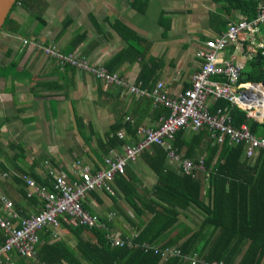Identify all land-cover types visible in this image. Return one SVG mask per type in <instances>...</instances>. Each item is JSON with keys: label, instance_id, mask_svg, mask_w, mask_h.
Instances as JSON below:
<instances>
[{"label": "crops", "instance_id": "crops-1", "mask_svg": "<svg viewBox=\"0 0 264 264\" xmlns=\"http://www.w3.org/2000/svg\"><path fill=\"white\" fill-rule=\"evenodd\" d=\"M92 10L87 12L88 23H81V20L76 22L72 17L71 32L67 30L70 24L64 28L62 22V31L54 37V41L43 37L39 33L41 29L38 30V39L42 42H54L62 53L68 54L76 36L84 32L85 37L70 53L82 52L92 65L100 64L104 67L102 63L125 44V41L110 28L108 21H105L106 18L109 21L119 18L147 40L149 51L145 55L144 62H150L149 58L153 59L151 64L153 66L155 60L156 67L151 87L161 82L169 97L190 87L191 76L201 65L197 53L204 41L223 33L229 22L245 18L237 10H225L221 4L212 0H149L145 13L132 9L128 0L121 2L116 0L114 5L108 4L103 7L104 12L103 10L97 12L101 16L100 20L95 17L101 28L98 30L88 16ZM12 13V18L19 22L15 17L18 12ZM161 14L164 15V23L169 26L165 30L158 23ZM220 18L229 20L224 28L217 22ZM19 24L22 29L24 23L19 22ZM66 33L69 34L67 38H65ZM34 34L35 32L32 31V34L18 35L20 39L16 38L15 45L8 43L7 48H12L17 55L21 54V57L16 69L17 73L13 70L9 75L0 76V193L11 200L13 205L8 211L0 199V217L8 219L15 227L20 226L23 218L39 213L43 206L40 196L34 187L28 185L26 179H31L36 186L43 187L47 191V186L36 182L35 179L43 180L49 175L52 178L49 177L48 181L53 184L51 172L64 173L69 181L80 182L83 170L87 169L90 173H94L104 167L106 157L121 155L125 145L136 143L140 139L137 134L139 126L158 128L170 113L168 107L155 102L149 94L131 93L125 86L101 80L91 70L81 69L68 63L61 65L50 56H45L31 42L35 38ZM23 39L29 40L28 43L23 45ZM5 50L6 48L0 51L2 66L11 60L10 56L4 55ZM248 52V48L240 51V48H236L234 44H229L222 57L228 61L241 63L242 70L246 61L254 56L248 57ZM151 64L148 63L150 66ZM139 69V62L134 61L132 64L125 62L117 72L128 85H136L150 91L148 89L151 87L143 86L141 81H136ZM262 89L264 91V88ZM218 99L225 100L231 106L237 105L223 97L216 99L210 97L207 99V109L211 114H225L232 127L247 126L246 123L235 126L226 107L210 111V107L213 108ZM238 107L245 110L248 117L259 122L263 121L264 112L262 117H258L260 112L253 113L256 107H252L250 111ZM201 128L208 133L204 142L217 146L224 143L242 144L243 156L249 160H253L260 150L264 151V148H256L252 155H248L247 144L244 141L235 142L227 134L220 135L207 125ZM181 129L190 131L200 128ZM114 130H117L116 135L124 143L110 148L107 145L108 137L112 136ZM120 132L121 136H119ZM252 134L264 137V135ZM219 135L221 140L218 138ZM173 138L167 139L164 145L155 144L166 150V168L179 174L200 177L202 192L205 193L209 186L210 175L204 164L205 152H199L195 160L184 158L182 154L174 151L171 145ZM150 148L151 146L146 150ZM143 152L134 161L127 162L123 174L114 175L113 194L104 190H91L82 199L84 209L98 216V227H105V222L109 224L110 238L133 236L137 224L141 223V220L131 213L133 210L125 201L116 178L120 179V176H123L132 183L131 186L150 190L156 182L157 175L142 157ZM184 160L190 162L188 168H184ZM146 179H150V185L146 184ZM192 212L191 206L181 212V217L190 218ZM183 221L193 226L192 221L185 219ZM66 224L64 218L60 220L54 233L57 237L66 238L73 245L75 240ZM43 232L44 230L39 231L41 239ZM6 238L7 232L2 229L0 246ZM192 253L199 255L197 252ZM199 257L202 258L200 255ZM1 264L44 263H41L36 255L25 256L12 249L3 255Z\"/></svg>", "mask_w": 264, "mask_h": 264}, {"label": "trees", "instance_id": "trees-1", "mask_svg": "<svg viewBox=\"0 0 264 264\" xmlns=\"http://www.w3.org/2000/svg\"><path fill=\"white\" fill-rule=\"evenodd\" d=\"M212 1L221 4L225 10L235 9L250 20L256 14L259 0ZM128 3L135 11L145 13L149 0H128ZM46 4L41 0H15L0 31L21 35V25L11 16L17 8L29 11L31 17L43 27L46 19L42 16V9ZM162 15L158 23L165 30L169 26L164 23L165 18ZM88 16L93 25L100 30L96 18L91 13ZM105 21H108L110 28L125 41V44L102 63L104 67L107 71L121 76L117 69L123 63L132 64L137 61L140 69L136 81H141L143 86L151 87L156 67L155 60L153 66L151 64L153 59L149 58L150 62H144L149 51L147 40L119 18L112 21L106 18ZM228 21L225 18L217 19L222 28ZM71 22L72 17L67 16L63 21V27L66 28ZM40 28L38 27L34 34L33 40L36 42H42L37 37ZM84 37V32L78 34L68 52H72ZM42 43L48 44L47 41ZM16 53L12 48H6L4 55L10 56L11 60L4 66L0 60V76L9 75L13 70L17 73L21 54ZM79 54L86 58L84 53ZM239 81L264 84V54L261 50L246 61L240 72ZM151 89L152 87L148 90ZM219 107H226L229 110L235 126L246 123L252 133L264 135V119L259 122L248 117L245 110H241L237 105L231 106L223 99L216 100L210 111H215ZM116 131L114 130L112 136L108 137L107 145L110 148L124 143L118 138ZM207 134L202 128L190 131L180 129L171 140L174 151L182 154L184 158L195 160L199 152H205L204 164L210 174L209 186L205 193L202 192L200 177H191L189 174H179L167 169L166 150L155 144L151 145L150 150L142 153L146 163L157 175L156 182L150 190L131 186L132 183L123 176L119 175L120 179L116 178L125 201L132 208L135 217L141 220L135 228V235H129L137 246L111 245L108 223L105 222V227L91 228L81 224L71 225L64 213L58 215V222L64 218L75 243L72 245L66 238L57 237L51 227L44 226L39 230H44L42 239L39 238V231L37 232L38 240L34 244V255L44 264H189L178 256L162 259L160 253H154L153 250L145 251L142 244L148 243L158 248L176 247L186 255L197 252L203 259L202 263L197 264H211L212 261H221V264H264V151L260 150L253 160H249L243 156L242 144L211 145L207 141L204 142ZM49 177L51 176L35 180L45 184L48 191L54 193V179L53 184L51 181L49 183ZM191 206L203 215L196 227L180 218L181 212Z\"/></svg>", "mask_w": 264, "mask_h": 264}, {"label": "built area", "instance_id": "built-area-1", "mask_svg": "<svg viewBox=\"0 0 264 264\" xmlns=\"http://www.w3.org/2000/svg\"><path fill=\"white\" fill-rule=\"evenodd\" d=\"M29 40L23 39V45ZM47 56L58 61L59 64H71L75 67L91 70L101 80L118 84L128 88L134 94H149L155 102L163 104L170 110L169 115L161 122L158 128L139 126L137 134L140 139L131 145H125L121 155H113L104 159V167L90 173L87 169L81 173L80 182L69 181L64 173H52L55 192H49L43 187H38L31 179H26L28 185L34 187L40 196L42 210L29 217L23 218L19 227L12 226L8 219L0 217V227L7 232L5 242L0 246V264L2 257L12 249L21 255L33 256L34 244L38 240L37 232L44 226L55 228L59 225L58 215L66 214L68 222L73 225L81 224L86 227H95L99 218L82 207V199L91 190H104L113 194L112 183L115 174H123L127 162L134 161L136 157L153 144L164 145L166 140L173 138L174 133L181 128L189 127L199 129L207 125L211 130L227 134L235 142L244 141L247 144L246 152L252 155L256 148H264V137L254 136L246 125L239 128L232 127L225 114H211L207 107V99L223 97L230 102L250 111L255 107L254 102H260L263 91H252L259 84L239 82L242 64L237 61H228L222 53L229 44L236 48H248L247 56L255 55L257 50L264 54V0H259L255 16L232 21L227 24L226 30L204 41L197 56L201 65L191 76V85L186 90L169 97L161 82L146 91L136 85H128L122 77L116 73L107 71L102 65H92L85 57L77 53H62L56 44L50 42L44 44L39 41H31ZM221 78L222 80L218 79ZM242 97V99H240ZM121 132L119 136H121ZM220 135L218 136L221 140ZM184 168L190 166V162L183 161ZM0 199L4 207L9 211L13 205L11 200L0 193ZM111 245L137 246L131 241V237H111ZM145 251L153 250L160 253L162 259L170 256H178L188 261L189 264L202 263L203 259L196 253L183 254L178 248H158L155 245L143 243ZM211 264H221L212 261Z\"/></svg>", "mask_w": 264, "mask_h": 264}, {"label": "rangeland", "instance_id": "rangeland-1", "mask_svg": "<svg viewBox=\"0 0 264 264\" xmlns=\"http://www.w3.org/2000/svg\"><path fill=\"white\" fill-rule=\"evenodd\" d=\"M115 1L116 0H41L42 3L43 2L47 3L45 7H43L42 9V14H43L42 16L43 18L46 19V24L43 27L41 26V24L39 25L37 22H35L34 18L31 17V13L29 11L23 8H17L14 11L16 13L18 12L17 14L21 15L18 16L17 14H15L16 19L19 22L24 23V26L20 31L21 34H32V31L35 32L37 31L38 27H41L39 33L43 37H47L49 40L54 41V37H56L62 31V22L67 18V16L73 17L76 20V22H79L81 20V23L82 22L88 23L89 21L87 17V12L89 10L97 9L100 12V10H103V7H106V5L108 4L114 5ZM98 11L92 10L91 14L92 15L94 14L93 16L96 17L98 20H100L99 18L101 16L97 13ZM104 11L105 10H103L102 12ZM72 25L73 24H70L67 27L68 32H71L73 30ZM75 26H77V23H75ZM5 36L7 37L5 38ZM65 36H66L65 38H67L69 37V34L66 33ZM16 38L20 39L18 35L15 36V35H11L9 32L5 33V31H0V51H3L5 48H7L8 43H12L13 45H15ZM43 54L47 56L45 53ZM149 181L150 179H146L145 181L146 184L150 185ZM131 213L133 212L131 211ZM180 218L181 219L183 218L190 222L192 221L193 226L196 227L201 219V213L197 209L193 208V212L190 218H186L185 216L183 217L180 216ZM54 229L55 228H53V230Z\"/></svg>", "mask_w": 264, "mask_h": 264}, {"label": "water", "instance_id": "water-1", "mask_svg": "<svg viewBox=\"0 0 264 264\" xmlns=\"http://www.w3.org/2000/svg\"><path fill=\"white\" fill-rule=\"evenodd\" d=\"M15 0H0V30L2 28V25L11 9V7L13 6ZM252 84H259L260 86H262V88H264V84L263 82L257 83V82H251ZM240 99H242V97H240ZM260 102H264V91H263V96L260 100ZM259 102V103H260Z\"/></svg>", "mask_w": 264, "mask_h": 264}, {"label": "bare ground", "instance_id": "bare-ground-1", "mask_svg": "<svg viewBox=\"0 0 264 264\" xmlns=\"http://www.w3.org/2000/svg\"><path fill=\"white\" fill-rule=\"evenodd\" d=\"M258 89H261L263 91V89L261 87H259V86L258 87L254 86L252 88V91L255 92ZM254 105L256 107V110H253V113L260 112L258 117L261 116L262 115V109L264 108V102H260L259 103V102L256 101V102H254Z\"/></svg>", "mask_w": 264, "mask_h": 264}]
</instances>
